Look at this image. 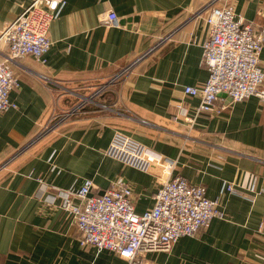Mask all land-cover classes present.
I'll list each match as a JSON object with an SVG mask.
<instances>
[{"label":"crops","instance_id":"1","mask_svg":"<svg viewBox=\"0 0 264 264\" xmlns=\"http://www.w3.org/2000/svg\"><path fill=\"white\" fill-rule=\"evenodd\" d=\"M212 1L65 0L51 24L45 62L25 58L12 65L16 109L0 116V264H127L114 253L82 247L58 195L75 193L86 180L103 195L123 179L135 214L154 207L164 170L156 164L137 171L106 156L116 134L170 160L172 175L203 186L224 213L168 252L144 253L141 264H264V231H258L264 218V101L253 96L233 104L220 96L226 105L221 112L196 115L198 99L183 94L187 86L202 88L208 77L201 60ZM29 2L0 0V32ZM215 5L264 26V0ZM108 11L116 26L102 25ZM261 51L264 73V46ZM3 53L0 48V61ZM129 67L114 87L111 110L81 111L78 103L100 98L97 88L107 90ZM69 109V118L53 122ZM226 182L235 192H223Z\"/></svg>","mask_w":264,"mask_h":264},{"label":"built area","instance_id":"2","mask_svg":"<svg viewBox=\"0 0 264 264\" xmlns=\"http://www.w3.org/2000/svg\"><path fill=\"white\" fill-rule=\"evenodd\" d=\"M216 1H212L205 17L209 29L202 44L201 66L208 77L202 88L187 86L183 91L185 96L198 99L196 115L221 112L226 107L221 94L233 104L253 96L264 101V73L259 66L264 26L246 24L230 7H217ZM63 4L65 0H30L17 19L0 32V48L4 50L0 61V116L16 109L10 101L11 92L18 87L12 65L25 58L45 62L51 47V24ZM100 21L105 27L118 24L112 11L103 13ZM105 87L99 86L95 95L104 93ZM89 100L93 101L91 97ZM105 155L146 173L158 164L164 170L159 177L160 188L154 207L141 215L135 214L132 190L123 179L111 183L103 195L93 193L92 180L84 181L75 193L59 190L61 209L77 228L82 247L114 253L127 264H141L144 253L168 252L180 238H192L207 230L213 219H224L219 201L208 198L203 186L172 175L173 163L151 153L140 142L116 134ZM223 185V192H235L234 184ZM258 231H264V218Z\"/></svg>","mask_w":264,"mask_h":264},{"label":"rangeland","instance_id":"3","mask_svg":"<svg viewBox=\"0 0 264 264\" xmlns=\"http://www.w3.org/2000/svg\"><path fill=\"white\" fill-rule=\"evenodd\" d=\"M128 73L119 74L115 78V81L110 83L111 85L108 87V89L105 90L104 93H102L100 98H95V99H93L92 102H90L89 99L88 100L83 99V100H86L83 102H82V99H73V101L77 102L80 100L82 102V103H78V105H80V107L84 109V110L82 109L81 111H85L86 109L91 108L94 111H99L101 113H105L106 111L111 110V108L114 106L113 104L115 102V97H113V95H114L113 91L115 90L114 87H116L119 84L118 81L121 80V78H123ZM70 110L71 109H69L68 111H65L63 113H59L58 117H56L55 121H53V122H56V120L61 119V118H69L70 114H72V112L70 113ZM66 113H68V114H66ZM66 115H69V116H66Z\"/></svg>","mask_w":264,"mask_h":264},{"label":"water","instance_id":"4","mask_svg":"<svg viewBox=\"0 0 264 264\" xmlns=\"http://www.w3.org/2000/svg\"><path fill=\"white\" fill-rule=\"evenodd\" d=\"M221 96H223L224 98H226V96L225 95H223V94H221ZM229 100V99H228Z\"/></svg>","mask_w":264,"mask_h":264}]
</instances>
